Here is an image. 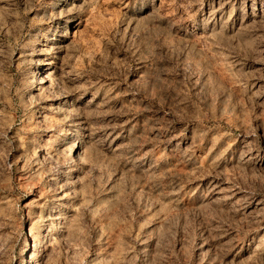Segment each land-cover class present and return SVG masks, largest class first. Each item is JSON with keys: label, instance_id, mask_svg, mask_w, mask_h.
Segmentation results:
<instances>
[{"label": "rangeland", "instance_id": "obj_1", "mask_svg": "<svg viewBox=\"0 0 264 264\" xmlns=\"http://www.w3.org/2000/svg\"><path fill=\"white\" fill-rule=\"evenodd\" d=\"M0 264H264V0H0Z\"/></svg>", "mask_w": 264, "mask_h": 264}]
</instances>
